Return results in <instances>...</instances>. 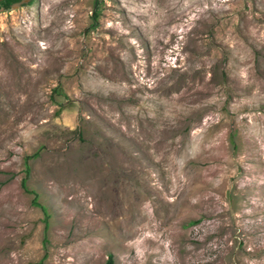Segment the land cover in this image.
Returning <instances> with one entry per match:
<instances>
[{"label": "rangeland", "instance_id": "rangeland-1", "mask_svg": "<svg viewBox=\"0 0 264 264\" xmlns=\"http://www.w3.org/2000/svg\"><path fill=\"white\" fill-rule=\"evenodd\" d=\"M108 253L264 264V0L0 7V264Z\"/></svg>", "mask_w": 264, "mask_h": 264}, {"label": "trees", "instance_id": "trees-1", "mask_svg": "<svg viewBox=\"0 0 264 264\" xmlns=\"http://www.w3.org/2000/svg\"><path fill=\"white\" fill-rule=\"evenodd\" d=\"M15 1H18V0H0V7H2V8H7V7H9V5H10L12 2H15ZM96 13H97L96 9L93 8L92 13H91V16H92L93 18H95V17H96ZM33 155H34V153H33ZM33 201H34V200H33ZM30 264H43V263L40 262V261H37V262H32V263H30ZM101 264H113V258H112V255H111L110 253H108V254L106 255L104 261H103Z\"/></svg>", "mask_w": 264, "mask_h": 264}]
</instances>
